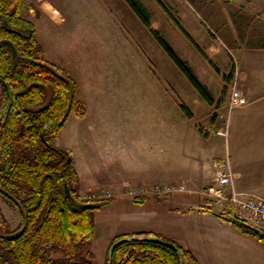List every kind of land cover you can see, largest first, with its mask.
Returning <instances> with one entry per match:
<instances>
[{"label":"rangeland","instance_id":"obj_1","mask_svg":"<svg viewBox=\"0 0 264 264\" xmlns=\"http://www.w3.org/2000/svg\"><path fill=\"white\" fill-rule=\"evenodd\" d=\"M140 1L151 26L208 87L213 104L200 96L125 0H26L23 15L36 26L43 57L73 78L77 97L86 104L84 117L71 115L60 129L59 144L83 165L77 134L81 128H100L103 144L117 146L124 156L143 158L141 168L149 161L152 167L168 164V173L160 170L166 178L158 175V180L120 188L78 185V194L92 201L164 198L98 209L97 216L120 212L123 219L144 227L170 210L175 218L188 213L187 197L190 209L207 203V197L222 205L221 214L233 215L228 198L232 187L243 197L264 198V174L257 172L247 181L242 163L264 149V0H161L179 26L156 0ZM233 90L246 99L243 105H230ZM221 172L230 173L232 180L225 188L229 196L219 199L206 188ZM164 183L174 188L143 197L128 191ZM107 189L110 196L90 197ZM0 205L15 229L18 210L1 197ZM121 225L97 228L90 247L96 264H103L111 235ZM182 225L189 241L193 224Z\"/></svg>","mask_w":264,"mask_h":264},{"label":"trees","instance_id":"obj_2","mask_svg":"<svg viewBox=\"0 0 264 264\" xmlns=\"http://www.w3.org/2000/svg\"><path fill=\"white\" fill-rule=\"evenodd\" d=\"M125 1L200 96L213 104L208 87L189 63L151 26L142 2ZM156 1L179 26L161 0ZM25 8L26 0H0V197L20 214L19 225L11 229L0 205V264H96L90 249L94 214L110 200L80 198L72 153L59 144L60 129L71 115L84 117L86 104L77 97L73 78L43 57L36 26L23 15ZM4 40L14 44V59ZM228 220L264 244V233L233 216ZM22 227L20 236L6 237ZM103 264L199 263L173 239L136 232L114 236Z\"/></svg>","mask_w":264,"mask_h":264},{"label":"crops","instance_id":"obj_3","mask_svg":"<svg viewBox=\"0 0 264 264\" xmlns=\"http://www.w3.org/2000/svg\"><path fill=\"white\" fill-rule=\"evenodd\" d=\"M99 129L81 128V132L79 131L80 133L77 134L84 149L85 158L82 165V162L72 152L74 165L79 176V186L88 188H90L89 186L120 188L131 182L158 180L160 179L157 177L158 175L166 178L160 170L164 168L165 172L168 173V164L166 166L165 164H159L152 167L149 161V164L145 163L147 165L146 168H141L140 161L143 163V158L124 156L117 146L103 144ZM61 146L67 148L64 145ZM138 147L142 151V145ZM135 149L134 146L133 150ZM102 153L105 158H101ZM238 162H235L237 166ZM156 163L157 161H155ZM242 163L245 165L244 173L247 181H250L251 175L257 172L264 174V149L261 152L253 153L251 157H248L247 161ZM151 198L158 199L162 197L151 196L143 199L142 202H135L132 198L118 196L107 204L117 210L124 207L130 208L133 205H137L136 203L143 204ZM203 199L207 203H199L196 207H193L194 209H190V201L189 197H187L186 207L189 212L185 213V215L181 214L185 217L176 214L178 215L176 218L183 217L184 220H177L174 217L175 213L170 210L171 212L167 211V216L163 219L155 220V222L150 221L151 224L148 227L135 225L133 222L123 219L120 212L97 216L100 211L98 210L94 214L93 238L101 224L103 226H115L122 223L123 225L118 227L117 232L111 235L110 240L119 234L151 233L152 235L173 239L183 248L190 250L196 256L199 264H264V244L255 236L240 231L228 220L230 216H233L232 213L221 214V204L218 205V203L209 198L207 200V197ZM175 209L178 210L179 208L175 207ZM183 221L192 222L193 224L189 241H185L186 230L184 231ZM141 223L147 224L142 221Z\"/></svg>","mask_w":264,"mask_h":264},{"label":"built area","instance_id":"obj_4","mask_svg":"<svg viewBox=\"0 0 264 264\" xmlns=\"http://www.w3.org/2000/svg\"><path fill=\"white\" fill-rule=\"evenodd\" d=\"M246 99L241 95L238 90H233L230 95V105L240 106L245 103ZM231 174L221 172L217 175L216 181L206 188V193L214 198L228 197L233 205V217L240 222H243L252 229L264 233V198L258 196L243 197L234 190L232 187L230 194L227 195L225 188L231 185ZM172 183L155 184L154 186L147 187L145 185L133 186L128 189L132 196L143 197L150 194L170 192L172 190ZM111 190L94 192L90 197L110 196ZM89 197V196H87ZM89 197V198H90Z\"/></svg>","mask_w":264,"mask_h":264},{"label":"water","instance_id":"obj_5","mask_svg":"<svg viewBox=\"0 0 264 264\" xmlns=\"http://www.w3.org/2000/svg\"><path fill=\"white\" fill-rule=\"evenodd\" d=\"M5 24H7V23L5 22ZM4 41L7 42V43L9 44L10 49H11V52H12V58L14 59V58L16 57V55H17V51H16V48H15L14 44H13L11 41H9V40H4ZM65 193H66V195H67L69 198H72V196H71V192H70V190H69V188H68L67 185H65ZM249 227H250V226H249ZM250 228H251V227H250ZM251 229H252V228H251ZM22 231H23V227L20 228L19 230L15 231V232H12V233H8V234H6V237H7L8 239H14V238L20 236V234L22 233Z\"/></svg>","mask_w":264,"mask_h":264}]
</instances>
